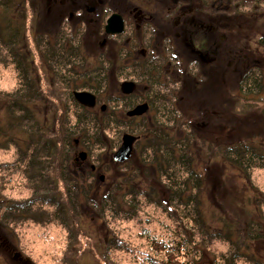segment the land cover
Instances as JSON below:
<instances>
[{"label":"rangeland","instance_id":"1","mask_svg":"<svg viewBox=\"0 0 264 264\" xmlns=\"http://www.w3.org/2000/svg\"><path fill=\"white\" fill-rule=\"evenodd\" d=\"M71 1L72 7L73 2L95 3L0 0V264H140L139 255H146L151 248L149 240L145 246L143 232L148 231L155 241L167 240L164 233L171 224L167 213L173 211L172 206L161 210L160 205H147L144 192L141 213L123 211V194L133 199L134 188L156 189L157 202L162 205L167 197L160 193L162 184L152 171L153 181H142L150 180L141 171L140 158L151 140L145 138L143 128L148 119L133 117L146 114L160 124L163 114L169 116L167 128L175 138L181 135L175 134L177 127L180 131L192 127L183 152L192 156L194 165L199 162L201 228L215 237L199 244L203 264H223L222 256L231 251L239 258L236 264H264V238L237 241L235 232L242 228L230 224L231 215L239 213L237 200L240 208H249L252 205L246 199L251 203L257 195L264 204V168L254 167L247 181L219 149L220 144L238 142L251 131L258 133L264 144V91L258 95L256 90L238 93L244 77L251 80V73L262 72L264 78V0H108L120 8L131 2L142 10L147 19L141 28L127 22L124 35L140 32L141 40L132 38L133 45L145 49L146 57L131 61L128 67H122L118 57L97 55L98 59L94 36L87 35V29L93 27L81 25L74 41L67 44L66 64L59 68L49 65L51 60L45 59L43 52L50 48L49 38L59 31L70 33L68 27L57 29L59 23L52 17L55 5L69 12ZM193 20L212 27L205 45L211 41L217 53L205 49V61L189 56L181 42L183 36L190 38L182 31H191ZM6 35L14 40L7 44H14L10 47L16 50L8 51L2 44ZM111 42L105 45V53L112 50ZM72 44L73 50L75 45L78 48L74 58L70 55ZM193 46L203 49L196 40ZM17 60L22 64L16 65ZM97 66H103L104 78ZM123 79H131L134 91L138 90L118 101L112 97L120 92ZM82 92L93 93L97 100L91 111L73 96ZM140 92L143 95L137 98ZM125 111L133 112L126 115ZM79 113L92 121L87 134L77 125ZM125 134L133 137L127 161L116 154ZM27 137L32 141L29 150ZM39 144L38 158L44 166L35 172L36 160L30 161L28 154ZM81 151L84 159L79 157ZM48 156L50 160L45 158ZM131 170L138 172V177L131 176L138 187L129 185ZM142 170L147 171L145 167ZM113 194L120 197V204L115 199L110 202ZM63 217L65 226L59 221ZM228 228L234 231L230 234L232 248L216 235H227ZM115 233L121 241L119 250L114 248L116 243L106 247ZM197 233L194 236L199 241Z\"/></svg>","mask_w":264,"mask_h":264},{"label":"trees","instance_id":"2","mask_svg":"<svg viewBox=\"0 0 264 264\" xmlns=\"http://www.w3.org/2000/svg\"><path fill=\"white\" fill-rule=\"evenodd\" d=\"M6 36L7 38L2 44L5 47H9L8 51L16 50L14 47H10L14 44H7L9 42L14 43V40L10 39V35ZM5 41L6 44L4 43ZM251 74L253 75L251 80L250 78L244 79L245 77L240 80L239 94L244 92L250 93L256 90L255 94L258 95L261 90L264 91V78L262 72ZM79 115L81 117L79 116L78 118L77 115V125L82 126L81 130L87 134V131H89L87 127L92 124V121L81 113H79ZM165 122L166 120H163L162 124H160L161 122L159 121L144 123L143 128H146L145 130L147 133L145 134V138L150 137L149 140L151 141L150 143L145 144L146 148L144 149L147 150L145 152L143 150L140 163L142 173L149 175L150 177V180L146 179L142 181L152 182L153 177L149 174V171H152L153 176L155 177L156 175L157 182L160 185L162 184L161 186L163 189L160 190V193L165 192L167 194L166 201L163 202V205L162 202L158 203L156 198L157 191L154 188L152 189L151 186L148 190L145 189L144 191L139 188H134L132 192L136 195L133 199H126L125 194H123V211L127 214L128 211H133L134 214L137 212L141 213V195L144 194V192L147 193L144 197V200L146 201L145 204L160 205L162 207L161 210H165L171 206L173 209V211L170 210L171 213H167V217L171 218V224L167 227V230L164 233L168 236L167 240L155 241L151 238L148 231L141 234L144 236V239L142 240L145 246L147 245L146 240H149L151 242V248L150 252L146 255H139L140 264H203V250H200L199 244H203V241H213L215 237L213 235L210 236L201 228L203 222L201 215V212L203 211L201 208L203 184L198 169L199 162H195L194 165L192 156L183 152L187 146L186 141L190 140V137L192 136V127L188 128L186 131H180L177 127L175 134L177 133L176 135H181H179L180 138H175L174 134L169 135L170 131L167 127L170 125V122ZM31 142L32 141L27 137L26 143L27 146H29L28 150L31 147ZM39 146L40 144L37 146L35 152L32 151L31 154L30 152L28 154L30 161L33 162L36 160L33 162L37 163V167L34 168L35 172L40 171V168L44 166V164H41V159L38 158ZM191 146H193V141H191ZM219 149L227 160L238 166L237 168L241 171L240 175L247 181L250 180L251 171L254 167L264 168V144L256 132L251 131L245 135H241L238 142H225L224 144H220ZM45 158L50 160V156ZM48 162L49 161H46L45 163L48 165ZM142 167H145L147 171H143ZM131 172L128 173L129 177H127V179H131V176L138 177V172L136 170H131ZM154 183L156 184V182ZM249 184L252 185L251 183ZM129 185L136 187L137 183L131 179ZM33 192L36 193V189H34ZM254 196H256L255 200L251 203L250 200L246 199V202H249V204L252 205L249 208H240V202L237 200L236 206H238L239 213L236 214L235 217L233 215L230 217V224L238 223L237 228H242L241 231L235 232L238 234L236 240L242 243L246 242V240L254 242L255 240H263L264 238V211L262 209V205L264 204L261 202V197L257 195ZM153 198L155 199L153 200ZM113 199H115V203L120 204L121 200L119 196L113 194L110 202H114ZM107 203L108 201L105 204ZM101 204L103 203L101 202ZM111 207H113V205H111ZM101 209L102 207H100V210ZM11 210L13 209L11 208ZM22 211L23 210L20 212ZM116 215L121 218L119 212H117ZM59 221L64 226L67 225V221L64 217L59 218ZM229 229L230 228H228V233L225 236H221L220 234L216 235L219 240H226L232 248L233 240L231 241L230 234H232V232L234 233V231H229ZM235 231H237V229H235ZM195 232H198L197 235L199 236V241H197L194 236ZM114 235L115 238L112 237L110 240L106 241V247L110 248L112 243H116L114 248L119 250L117 243H120L121 241H119L117 233ZM222 258L223 264H236L235 260L237 261L239 259L236 257L234 251L229 252L228 255H223Z\"/></svg>","mask_w":264,"mask_h":264},{"label":"flooded vegetation","instance_id":"3","mask_svg":"<svg viewBox=\"0 0 264 264\" xmlns=\"http://www.w3.org/2000/svg\"><path fill=\"white\" fill-rule=\"evenodd\" d=\"M61 3V2H60ZM90 1L89 4H84L83 2H79L78 5H76V2H73L72 7V1H71V9L69 12L64 11L61 7V5L57 4L55 5V16L52 18L56 20L59 24L56 26L57 29L65 30L67 27L70 31V33H62L59 31L58 35H55V37L49 38V49H46L43 53V56L45 55V59L51 60L49 62V65L54 66L58 65L59 68L60 65L66 64V55H67V44L69 41L73 40V35L78 32V28L81 25H91L93 28L87 29V35L94 36L93 42L94 47L98 46L97 48V55L101 56H113L114 58H119V63H122V67H128L130 66L131 61H137L139 59H143L146 57L145 49L138 48L136 45H133V40L135 37L138 38V40H141V34L137 33L135 35L134 33H129V35L125 38L124 33L127 31V22H130L131 25H135L138 29L141 28L143 20L146 18L143 15L142 10L139 8L138 5H135L131 2H124L122 7L115 6L113 3H111L108 0H95V3ZM76 5V6H75ZM59 6V7H57ZM78 10V11H77ZM116 12H120L118 14L121 15L123 19V32L122 33H115V34H107L105 32V25L107 22V18ZM67 15V16H66ZM68 17V18H67ZM66 18L68 21H72L71 24H67ZM147 19V18H146ZM63 22L65 24H63ZM193 26L190 25L191 31L186 32L185 30L182 31V34L188 33L190 35V38H186L183 36L181 42L186 47L185 49L188 51L189 56H198L197 58L203 59L205 61L206 56L204 50L208 49L207 52H210V50L213 48L212 52L217 53L216 47H214L213 44H211V41L209 42V45H205V42L209 41V33L208 31L212 28L209 23L202 21V20H193L192 21ZM56 29V30H57ZM67 29V30H68ZM84 30V29H83ZM127 33V32H126ZM204 34V37L202 38L201 35ZM193 35V37H192ZM124 37V38H123ZM192 37V38H191ZM123 38V41L121 40ZM119 40V42H117ZM196 40L199 42V45L202 50L196 49L193 46V41ZM74 41V40H73ZM108 41H112L110 44H112L113 48L111 51H108V53H105V48L109 44H107ZM191 44H190V42ZM77 42V41H76ZM53 44V46H52ZM107 44V45H106ZM106 45V46H105ZM74 44L70 46V49H72ZM75 50L72 49V52L70 55L74 58L78 53L77 45H75ZM96 51V50H94ZM112 52V53H110ZM142 53L144 56L139 57L138 54ZM100 57H97L100 59ZM149 58V57H147ZM102 60V59H101ZM18 60L16 61V65H21ZM148 65L147 63H145ZM115 65H117L115 61ZM98 72H102L103 75L102 78H104V69L103 66H97ZM52 69V68H51ZM77 72V70H76ZM131 79H123L121 82H123L122 85L118 87V90L120 91L116 97L119 101L120 99L130 98L135 92L138 90L135 89V84L131 82ZM147 86H143V90H145ZM142 94V92L138 93L139 98ZM147 96V95H146ZM97 102V100L95 99ZM149 102V101H148ZM150 104V103H149ZM137 103L132 104L129 109H133ZM104 108L107 107V104H103ZM106 111V110H105ZM131 111H125L126 115H132L129 114ZM134 114V113H133ZM147 116V117H145ZM128 117V116H127ZM149 115L142 116H135L133 118H136L135 120H139L141 118L148 119ZM150 118V117H149Z\"/></svg>","mask_w":264,"mask_h":264},{"label":"water","instance_id":"4","mask_svg":"<svg viewBox=\"0 0 264 264\" xmlns=\"http://www.w3.org/2000/svg\"><path fill=\"white\" fill-rule=\"evenodd\" d=\"M122 31V21H121V17L117 14L112 15L107 22L106 25V32L107 33H119ZM75 98L77 99V101H79L81 104L90 106L91 103L93 102V97L87 93H75ZM123 144L121 146L120 149H118L116 151V154L118 156H121V158H123L122 160L124 161L125 159H127L129 157L130 154V150L127 149V147L129 146V144L132 142L133 137L125 134L123 136ZM79 157L81 159L85 158V153L81 152L79 154ZM117 160V159H115Z\"/></svg>","mask_w":264,"mask_h":264}]
</instances>
